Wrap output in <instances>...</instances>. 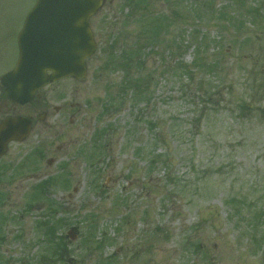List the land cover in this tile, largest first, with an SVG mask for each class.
<instances>
[{"label":"rangeland","instance_id":"1","mask_svg":"<svg viewBox=\"0 0 264 264\" xmlns=\"http://www.w3.org/2000/svg\"><path fill=\"white\" fill-rule=\"evenodd\" d=\"M35 1L0 0V77ZM102 6L83 80L11 111L0 87V121L34 117L0 160V264H264V0Z\"/></svg>","mask_w":264,"mask_h":264},{"label":"water","instance_id":"2","mask_svg":"<svg viewBox=\"0 0 264 264\" xmlns=\"http://www.w3.org/2000/svg\"><path fill=\"white\" fill-rule=\"evenodd\" d=\"M101 5L102 0H36L18 35L17 66L2 77L10 103L32 101L36 91L50 81L86 77L85 58L97 49L89 20ZM30 123L23 116L1 123L0 157L10 141L29 134Z\"/></svg>","mask_w":264,"mask_h":264},{"label":"flooded vegetation","instance_id":"3","mask_svg":"<svg viewBox=\"0 0 264 264\" xmlns=\"http://www.w3.org/2000/svg\"><path fill=\"white\" fill-rule=\"evenodd\" d=\"M105 1V0H104ZM91 27L93 28V26L91 25ZM1 83V82H0ZM0 87L2 88V85L0 84ZM1 100H2V106L3 107H7V109L8 110H12L13 108H15V107H17L18 105H15V104H9L8 103V101L4 98V95H2V97H1ZM32 104H34L33 102L31 103V104H29V106H31ZM15 115H18L17 113H14ZM31 119H32V124H33V122H34V117H33V115H28ZM44 117H46V114H44V115H42V118H44ZM2 120V119H1ZM1 122V121H0ZM34 125V124H33ZM32 130H33V126H32ZM2 159V158H1ZM0 159V160H1Z\"/></svg>","mask_w":264,"mask_h":264}]
</instances>
